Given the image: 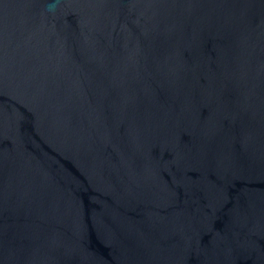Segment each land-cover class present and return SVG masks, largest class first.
<instances>
[{"label":"water","instance_id":"1","mask_svg":"<svg viewBox=\"0 0 264 264\" xmlns=\"http://www.w3.org/2000/svg\"><path fill=\"white\" fill-rule=\"evenodd\" d=\"M0 264H264V0H0Z\"/></svg>","mask_w":264,"mask_h":264}]
</instances>
